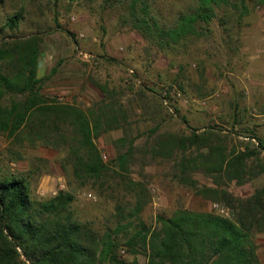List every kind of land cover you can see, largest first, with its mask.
I'll list each match as a JSON object with an SVG mask.
<instances>
[{"label":"rangeland","instance_id":"374dc122","mask_svg":"<svg viewBox=\"0 0 264 264\" xmlns=\"http://www.w3.org/2000/svg\"><path fill=\"white\" fill-rule=\"evenodd\" d=\"M148 1L166 25L196 5V0ZM244 4L246 11L241 6L216 8L209 22L196 24L191 35L169 44L173 48L161 49L156 34L149 36L131 27L127 2L0 0V38L36 35L41 39L39 64L46 75L42 90L58 101L89 110L101 104L108 90L113 92L127 117L124 128L106 130L94 141L105 161L114 157L115 140L132 141L136 150L129 177L142 182L147 191L149 202L140 214L144 220L156 225L157 214L169 216L178 208L210 210L237 219L236 213L246 214L244 200L264 183V173L241 184L220 186L235 197L227 198L232 208L227 200L203 195L208 187H217L210 177L195 172L192 188L172 176V161L150 159L149 152H159V143L165 145L166 137L188 134L194 128L216 129L229 148H254L258 140L264 141V8L250 0ZM16 12L21 13L18 24L6 26ZM64 155L26 141L11 150L0 134V177L25 178L35 200L48 199L61 189L71 191L75 197L71 210L78 220L90 221L101 231L114 226L115 202L132 205L133 191L112 184L101 194L90 184H80L61 167ZM260 158L264 159V150ZM118 238L122 259L147 263L144 253H130L124 233ZM253 238L264 264V232H256ZM20 259L28 263L23 256Z\"/></svg>","mask_w":264,"mask_h":264},{"label":"trees","instance_id":"16d2710c","mask_svg":"<svg viewBox=\"0 0 264 264\" xmlns=\"http://www.w3.org/2000/svg\"><path fill=\"white\" fill-rule=\"evenodd\" d=\"M119 1L128 3L131 27L149 36L156 34L161 49L191 35L196 24L209 22L216 8L231 5L246 9L245 0H196L190 11L179 12L175 23L166 25L153 13L148 0ZM250 2L264 8V0ZM20 19L21 13L16 12L6 26L14 28ZM2 31L0 27V34ZM40 42L36 35L0 38V134L11 150L26 141L64 151L61 167L80 184H90L101 194L112 184L121 186L133 191L135 200L132 205L116 201V222L101 231L73 215L75 197L71 191L61 189L48 199L35 200L25 178L0 177V264H136L118 255V235L123 233L130 253H144L146 264H261L253 235L264 232V183L244 200L246 214L236 213L237 219L210 210L178 208L169 216L157 214L156 225L147 222L140 215L149 202L147 191L142 182L129 177L135 162L132 141L127 137L115 140L116 151L108 161L94 141L106 130L124 128L127 117L113 92L108 90L101 104L89 110L45 94ZM262 150V140L254 148H229L216 129L194 128L188 134L166 137L165 145L159 143V152L153 149L149 153L150 159L159 156L172 161V176L192 188L195 172L210 177L217 187H208L203 195L222 201L235 197L220 189L221 185L241 184L264 173Z\"/></svg>","mask_w":264,"mask_h":264},{"label":"crops","instance_id":"0c3cea01","mask_svg":"<svg viewBox=\"0 0 264 264\" xmlns=\"http://www.w3.org/2000/svg\"><path fill=\"white\" fill-rule=\"evenodd\" d=\"M39 66H40V64H39ZM43 70H45V67H43V65L42 66H40Z\"/></svg>","mask_w":264,"mask_h":264},{"label":"built area","instance_id":"2783aa9c","mask_svg":"<svg viewBox=\"0 0 264 264\" xmlns=\"http://www.w3.org/2000/svg\"><path fill=\"white\" fill-rule=\"evenodd\" d=\"M72 19H74V17H72Z\"/></svg>","mask_w":264,"mask_h":264}]
</instances>
